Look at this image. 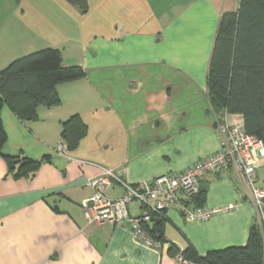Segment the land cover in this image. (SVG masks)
<instances>
[{
	"label": "crops",
	"instance_id": "0c3cea01",
	"mask_svg": "<svg viewBox=\"0 0 264 264\" xmlns=\"http://www.w3.org/2000/svg\"><path fill=\"white\" fill-rule=\"evenodd\" d=\"M88 1L82 12L67 0H29L6 28L13 38L4 53L8 62L55 47L65 66L80 65L86 75L58 84L61 104L40 106L36 120L2 107L3 152L46 159L33 175L15 177L0 155V264H180L178 248L191 246L203 256L245 245L255 224L264 234V214L233 166L205 176L202 205L234 208L205 221L170 208L160 249L141 243L128 226L88 223L83 202L93 189L87 180L103 168L133 184L150 182L221 148L207 75L221 15L237 11L240 0ZM74 114L87 133L61 154L62 124ZM230 119L244 123L240 114ZM259 155L256 179L264 188V146ZM121 193L116 182L107 191L112 198ZM140 208L129 206L132 213Z\"/></svg>",
	"mask_w": 264,
	"mask_h": 264
},
{
	"label": "trees",
	"instance_id": "16d2710c",
	"mask_svg": "<svg viewBox=\"0 0 264 264\" xmlns=\"http://www.w3.org/2000/svg\"><path fill=\"white\" fill-rule=\"evenodd\" d=\"M82 12L89 8L88 0H67ZM80 65L65 66L62 52L55 47L42 48L12 60L0 69V155L8 162L15 177L33 175L44 161L3 152L7 134L1 110L8 105L23 121L36 120L40 106L61 104L57 85L84 78ZM207 93L219 116L227 111L244 118L246 131L264 143V0H240L235 12L221 15L215 36L207 75ZM87 124L79 114L62 124V139L67 149H75L87 133ZM206 189L196 197L198 205L205 200ZM156 216L147 223L152 235L166 242L164 222ZM175 251L176 245L170 243ZM179 252L193 264H264V234L255 224L243 246H230L198 255L191 246Z\"/></svg>",
	"mask_w": 264,
	"mask_h": 264
},
{
	"label": "built area",
	"instance_id": "2783aa9c",
	"mask_svg": "<svg viewBox=\"0 0 264 264\" xmlns=\"http://www.w3.org/2000/svg\"><path fill=\"white\" fill-rule=\"evenodd\" d=\"M227 111L217 116V129L221 137V148L211 156L196 162L190 168L177 174H163L153 181L130 183L122 175L110 168H103L100 175L88 178L87 184L93 189L90 198L83 202V208L90 225H125L143 244L162 248L165 242L156 239L147 223L159 215L167 217L170 208H176L190 220L205 221L214 215L226 213L234 205L208 207L198 205L196 197L202 182L210 173L226 174L235 167L243 176L251 190V199L261 215L264 214V188L257 185L256 168L260 159L259 150L264 143L246 131L244 123L230 119ZM66 153L65 144L59 147ZM122 186L119 197L112 198L107 191L114 183ZM140 203L138 213H132L130 204ZM180 264H193L180 253L176 257Z\"/></svg>",
	"mask_w": 264,
	"mask_h": 264
},
{
	"label": "rangeland",
	"instance_id": "374dc122",
	"mask_svg": "<svg viewBox=\"0 0 264 264\" xmlns=\"http://www.w3.org/2000/svg\"><path fill=\"white\" fill-rule=\"evenodd\" d=\"M38 1V0H35ZM29 0H0V69L6 67L11 61H7L9 58H4L5 50H7V45L11 44L13 38L6 36V28L13 20H18L19 15L27 9ZM37 8L39 13L43 11L42 7L38 3ZM56 9H59V4H55ZM27 14L29 11L26 12ZM11 41V42H10ZM24 50V49H23ZM27 54V53H24ZM8 62V63H7Z\"/></svg>",
	"mask_w": 264,
	"mask_h": 264
}]
</instances>
